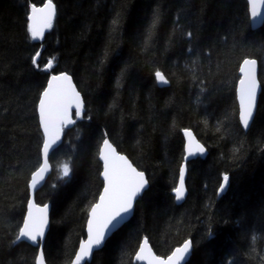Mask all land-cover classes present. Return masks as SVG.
Wrapping results in <instances>:
<instances>
[{
	"label": "trees",
	"instance_id": "trees-1",
	"mask_svg": "<svg viewBox=\"0 0 264 264\" xmlns=\"http://www.w3.org/2000/svg\"><path fill=\"white\" fill-rule=\"evenodd\" d=\"M46 1L0 0V264L38 261L39 248L16 237L42 166L39 103L54 73L73 77L85 113L50 156L52 174L37 194L38 204H52L46 264H71L86 238L104 188L106 139L146 173L150 187L88 264H140L145 238L162 257L192 240L188 264H264V25L253 30L248 1L52 0L56 19L38 43L28 17L32 4ZM249 58L259 61L263 90L246 132L237 88ZM186 130L209 154L189 163L180 205L173 189ZM224 175L229 188L219 198Z\"/></svg>",
	"mask_w": 264,
	"mask_h": 264
},
{
	"label": "water",
	"instance_id": "water-1",
	"mask_svg": "<svg viewBox=\"0 0 264 264\" xmlns=\"http://www.w3.org/2000/svg\"><path fill=\"white\" fill-rule=\"evenodd\" d=\"M247 1L249 4L252 28L253 30L259 29L264 25V0H247ZM47 3L48 1L45 2L41 6H36L33 4L31 6V15H32L33 8H37V9L44 8V6ZM53 5L56 8V5L54 3ZM56 15H57V8H56ZM55 19H56V16L53 18V23ZM50 30L51 29H46L44 36L35 41H37L38 43H43L47 33ZM40 56H41V53L38 57H36V64L39 61ZM252 63H255L256 65V83H257L256 106L254 108V115H253V119L250 121L249 128L248 129L243 128L246 132L250 130L256 118L258 107H259V102H260V97H261L262 90H263V87L260 81L259 61L257 59H250V58L246 59L241 66V70H240L241 80L237 88V99H238L239 108L241 109L243 103L246 102L247 100L246 94H247L248 89L251 86L249 80L243 78L245 75V73L243 72V69L248 68ZM51 64H52L51 68H48L47 66L45 67V70L47 72H52L54 68V63L51 62ZM61 74H67L72 78V84L75 87V92H78L80 94L81 99L84 102V112L82 114L81 109L72 104L70 96L66 95L64 92L60 90V88L57 85V80L60 78L50 77L51 79L49 80L47 88L43 92L40 103H39L40 123H41V127L43 130L44 136H45V143L43 147V161H42V166L34 173L31 183H30V200L28 204L27 213H30L34 210L33 208L34 204H36L39 207L44 206V205L38 204L37 194L46 185L50 175L52 174L53 168L50 163V156L56 149H58L62 145L66 130H70L74 128L76 124V120L77 119L82 120L84 117V113H85L84 97L82 93L80 92V90L78 89L73 77L68 73H61ZM53 75H60V74H53ZM162 75L164 76V74ZM165 80L167 79L165 78ZM159 84L161 86H167L169 83L161 84L159 82ZM75 92L73 93V95L75 94ZM75 115H76V118H75ZM188 132L192 133V137L194 138L196 143L201 144L205 148V152L203 154L197 153V154H194L193 156L188 155L187 148H188L189 137L186 135V133ZM208 154H209L208 149L198 139L196 134L192 130H186L185 131V160H184V163L182 164V166L185 168V196L181 200L177 201L178 204L180 205L183 204L188 197L187 178H188L189 163L198 158L205 159L207 158ZM113 160H118L126 169L141 171L134 165V163L131 161V159L126 154L120 153L110 140L106 139L104 141L101 147V150H100V161L103 165V172L101 174V177L104 182V189L102 191L100 198L98 199L96 203V204L102 205L101 212L103 213V223L105 224V227L103 229L104 235L101 237L100 244L93 245V250L90 252V256L82 260L81 264L90 263L93 260L95 253L100 251L105 246L107 241L119 229H121L126 223H128L133 218L138 200L145 194V192L148 191L150 187V183H149V185H147L146 188L142 190L141 193L137 194L133 198L134 207L131 210L124 212L123 205H124L125 200L128 198L129 189L127 185H121L119 188H116L114 187L112 182L109 180L108 176L110 175V172H111V163ZM145 178L148 180L146 173H145ZM228 188H229V183L228 185L225 186V190L223 192H221L220 190L219 198L223 197L227 193ZM102 197H104V199H102ZM45 205L49 206V217H48L49 225L45 229V238L43 239V241L39 244V246H34L32 242L29 241L26 237L20 238V241L26 242L34 247L39 248V255L41 252L44 253L46 239L51 229L52 204L48 203ZM90 214H91V211L89 213V218H90ZM122 218L123 220L121 221V223L114 228L113 225L117 223L119 220H121ZM25 223H26V219H25V222H24V225L21 231L24 229ZM97 228H99V225H97ZM87 229H88V222L86 226V238L82 242L86 241L88 238ZM188 241H191L189 252L185 254V259L182 260L180 264H188L192 258L194 245H193L192 240H188ZM182 246L183 244L179 247H182ZM174 252L175 250L168 257L159 256L153 249L149 240L145 238L136 255V259L140 264H173L172 258H173ZM78 254H79V248L71 264H75V259H76V256H78ZM39 255H38V258H39ZM45 264H46V258H45Z\"/></svg>",
	"mask_w": 264,
	"mask_h": 264
},
{
	"label": "snow or ice",
	"instance_id": "snow-or-ice-1",
	"mask_svg": "<svg viewBox=\"0 0 264 264\" xmlns=\"http://www.w3.org/2000/svg\"><path fill=\"white\" fill-rule=\"evenodd\" d=\"M55 16L56 8L54 7L52 0H48V3L44 6V8H33L32 15L28 17L31 23L27 26L28 31L31 34V38L33 40L42 38L45 34V30L53 27V18ZM189 51L191 52V49H189ZM35 55L38 57L40 53L37 52ZM32 63L33 65L36 64L35 58H33ZM47 67H52L51 62L47 64ZM243 72L245 73L243 78L249 80L251 86L246 94L247 100L243 103L241 109L239 110V121L243 125L244 129H248L250 121L253 119L254 108L256 106L257 83L255 63H252L248 68L243 69ZM155 76L161 84L168 83L159 71L155 73ZM53 77L60 78L57 80L58 87L66 95L70 96L72 104L79 107L83 114L84 102L81 99L80 94L75 92V87L72 84V78L67 74L52 75L51 78ZM74 92L75 94L73 95ZM186 135L189 137L187 148L188 155L193 156L197 153L203 154L205 152V148L201 144L195 142L192 137V133L188 132ZM64 174L65 176L69 175V170L66 169ZM108 178L116 188H119L121 185L128 186V198L125 200L123 205L124 212H127L134 207L133 198L137 194L141 193L147 185H149V180L145 178V173L143 171L126 169L118 160L112 161L111 172ZM229 179L228 175L223 176V183L219 186L221 192L225 190V186L228 185ZM173 191L175 192V199L177 201L181 200L185 196V168L183 166L179 169V184L173 189ZM102 199H104V197H102ZM33 208L34 210L32 212L27 213L24 229L21 231L20 236L16 237V240L19 241L21 237H26L34 246H39L45 238V229L49 225V206L44 205L43 207H39L34 204ZM101 208L102 205L95 204L91 209L90 218L88 219V238L80 244L79 254L76 256L75 264H81L82 260L90 256V252L93 250V245L100 244L101 237L104 235L103 229L105 227ZM122 220L123 218L115 223L113 227L115 228L119 225ZM97 225H99V228H97ZM190 246L191 241H186L182 247L175 249L172 258L173 264H180V262L185 259V254L189 252ZM37 264H45V254L43 252L40 253Z\"/></svg>",
	"mask_w": 264,
	"mask_h": 264
}]
</instances>
